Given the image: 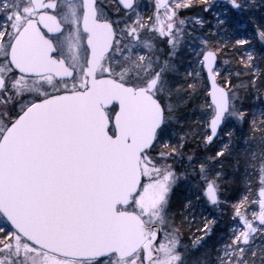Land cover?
<instances>
[{
	"label": "snow or ice",
	"instance_id": "snow-or-ice-1",
	"mask_svg": "<svg viewBox=\"0 0 264 264\" xmlns=\"http://www.w3.org/2000/svg\"><path fill=\"white\" fill-rule=\"evenodd\" d=\"M0 264H264V0H0Z\"/></svg>",
	"mask_w": 264,
	"mask_h": 264
}]
</instances>
